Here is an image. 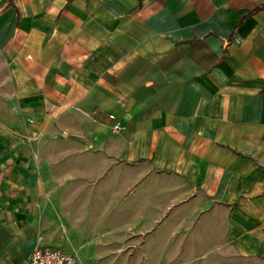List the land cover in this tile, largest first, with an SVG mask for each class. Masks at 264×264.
I'll return each instance as SVG.
<instances>
[{"label":"crops","instance_id":"crops-1","mask_svg":"<svg viewBox=\"0 0 264 264\" xmlns=\"http://www.w3.org/2000/svg\"><path fill=\"white\" fill-rule=\"evenodd\" d=\"M71 132L154 193L134 216L179 206L264 264V0H0V264L37 245Z\"/></svg>","mask_w":264,"mask_h":264},{"label":"rangeland","instance_id":"rangeland-1","mask_svg":"<svg viewBox=\"0 0 264 264\" xmlns=\"http://www.w3.org/2000/svg\"><path fill=\"white\" fill-rule=\"evenodd\" d=\"M69 136L66 143L58 141L69 153L56 152L51 159L50 198L37 207L36 238L43 246L83 264H246L214 249L219 239L206 230L204 219L187 217L177 225L179 206L164 217L134 216L154 193L144 183H125L123 167L113 166L115 159L93 165V150L76 143L72 147L74 133Z\"/></svg>","mask_w":264,"mask_h":264},{"label":"built area","instance_id":"built-area-1","mask_svg":"<svg viewBox=\"0 0 264 264\" xmlns=\"http://www.w3.org/2000/svg\"><path fill=\"white\" fill-rule=\"evenodd\" d=\"M111 118L114 119V116H111ZM119 129L118 126H115V130ZM41 241L40 238L37 245L21 264H83L71 254L43 246Z\"/></svg>","mask_w":264,"mask_h":264}]
</instances>
